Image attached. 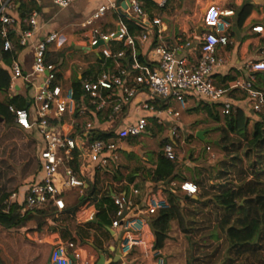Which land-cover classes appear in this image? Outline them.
<instances>
[{
	"label": "built area",
	"instance_id": "2783aa9c",
	"mask_svg": "<svg viewBox=\"0 0 264 264\" xmlns=\"http://www.w3.org/2000/svg\"><path fill=\"white\" fill-rule=\"evenodd\" d=\"M33 1L0 0L2 49L15 56L8 66L11 76L8 92L14 94L20 79L34 89L27 109L8 108L15 124L33 135L37 146L38 170L7 201L18 204L22 211L50 205L57 218L66 208L65 191L75 187L83 189L96 173L117 167L120 143L141 137L148 125L145 117L122 127L116 125L140 94L145 99L136 107L151 112L160 125L164 121L171 123L172 135L177 128L174 123L190 99L218 107L226 117L235 108L233 95L240 92L254 114L264 111V93L257 86L258 75L264 80V48L257 59L243 65L244 77L225 84H219L214 78L216 70L231 58L232 51L227 47L231 45L235 16L231 7L221 6L217 0L202 17L206 31L200 37L192 33L175 44L166 40L161 19L150 16L143 9L142 0H128L124 10L115 0H105L81 25V28L90 27L86 34L87 50L101 56L103 62L96 77L82 79L77 98L73 85L60 81L56 66L45 62L48 48L59 42L60 33L45 30L42 15L36 9L26 12L23 18L19 16L20 5L29 6ZM52 1L58 9L64 10L76 0ZM169 1L155 0L154 3L163 8ZM108 11L118 16L120 34L116 37V30L104 33L95 26ZM123 17L136 21L142 32L131 37L121 21ZM251 31L264 41L263 26H252ZM111 42H122L125 48L131 49L129 57L125 49L113 52ZM136 42L148 48L151 60L145 59V64L135 55ZM25 50L32 54V69L24 75L17 56ZM195 53L197 57L193 58ZM125 57L128 66L119 61ZM108 60L112 66L105 68ZM169 101H174L179 110L168 106ZM163 104L166 107H160ZM161 150L168 160H179L172 144L163 143ZM207 151L211 148L207 147ZM178 187L188 196L197 193L196 185L188 181ZM138 195L139 191L133 190L131 195L120 193L112 198L117 218L110 228L120 232L122 255L128 256L135 248H141L143 254L152 259V264H166L162 251L155 248V237L150 239L154 234L149 217L168 208L167 197L161 192L147 193L143 197L144 207L136 209L133 197ZM96 214L94 202L89 197L83 198L74 212L75 223H89ZM48 264L87 263L75 243L59 241L51 250Z\"/></svg>",
	"mask_w": 264,
	"mask_h": 264
},
{
	"label": "trees",
	"instance_id": "16d2710c",
	"mask_svg": "<svg viewBox=\"0 0 264 264\" xmlns=\"http://www.w3.org/2000/svg\"><path fill=\"white\" fill-rule=\"evenodd\" d=\"M142 2L143 9L150 16H153V11L158 13L162 10L150 0ZM26 8L20 5L19 10H23L19 15L21 18L30 10L25 11ZM250 11L251 7H243L240 10V23ZM121 21L131 37L135 38L142 32L136 21L124 17ZM2 45L0 37V95L8 92L11 78L8 66L15 57L12 53L4 52ZM110 45L113 52L125 49L126 57H129L131 49L125 48L122 42H111ZM135 50L137 59L145 64L137 42ZM59 58L58 54L49 57L46 55L45 62L54 64ZM119 61L126 66V58ZM107 62L108 67L112 66L110 60ZM233 80L232 76L224 77L222 83ZM257 86L264 93V80L260 75ZM73 87L77 98L80 95V83H75ZM9 106L16 109L28 107L27 101L20 96L0 99V178L7 180L0 187V229L2 235H5L4 239H8L9 235L12 237L13 231L33 221L38 231L46 225L48 218L56 222L53 219L55 210L50 205L22 211L21 206L7 204L10 195L16 192L18 187L13 176L15 163L19 161L20 166L22 165L23 177L32 175L38 169L36 142L29 138L30 133L28 135V132L25 133L26 131L15 124L14 117L8 110ZM213 107L205 105L208 114L218 121ZM257 116L258 120L251 130L248 129L249 120L241 109L234 108L232 113L225 117V124L219 127L218 147L221 150V160L215 169H199L198 173L193 175L191 182L197 187L196 195L182 197L166 190L168 208L149 217L155 237V248L161 251L165 249L171 222L176 221L179 231L191 247L186 264H264V113ZM15 139H24V142L19 149V156L13 157L10 154L16 146H8ZM155 166L151 172L154 183L184 180L177 172L176 162L168 160L162 151L158 154ZM89 190L90 198L96 201L97 214L93 221L79 226L74 224V212L78 205L65 208L62 217L57 220L62 227L61 236L66 242L74 243L76 236L82 237L90 229L108 233L112 221L117 218V207L110 192L97 197L98 189L95 185L89 187ZM215 230L220 233V242L214 241ZM42 257L38 253L35 264H45Z\"/></svg>",
	"mask_w": 264,
	"mask_h": 264
},
{
	"label": "crops",
	"instance_id": "0c3cea01",
	"mask_svg": "<svg viewBox=\"0 0 264 264\" xmlns=\"http://www.w3.org/2000/svg\"><path fill=\"white\" fill-rule=\"evenodd\" d=\"M77 1L79 0H76L75 2ZM127 1L128 0H115V2L120 4L122 10L126 9L128 4ZM150 1L153 3L155 2V0ZM175 1L180 0L169 1L162 8L161 12H163L169 4ZM104 2L105 0H85L83 8V15L87 16L85 21L89 19L94 10ZM183 2H194V4L202 2L206 5L208 0H183ZM217 2L219 3V0H217ZM46 5L47 0H34L31 5H24L27 7L24 10H38L42 15L43 22L45 23V30L57 31L60 33L61 39L59 42L52 44L48 48L47 52V57L52 54H58L60 57L58 61L54 63L58 70V79L62 82L74 85L77 82L80 83L84 78L96 77L102 68L103 59L101 56H95L87 50L88 37H86V34L89 33L90 27H80L77 34H72L70 36L66 33V31L70 28V23L72 22H67L63 19L56 21L55 16L57 13L51 16L48 11L43 9L44 7L46 8ZM219 5L231 7L235 11L233 26L230 32L231 45L227 47L228 50L232 51L231 58L227 60V63L224 66L219 67L214 73L216 81L219 84H225L227 82L222 83L224 77L232 76L234 77V80L239 77H244L245 72L242 70L243 65L250 60L257 59L261 55V51L264 48V41L258 34L251 31V27L255 25H261L264 27V0H221ZM243 7H251V11L243 22L240 23L239 12ZM21 10L19 11L21 12ZM156 13V11H153L152 15H155ZM109 16L115 20L118 18L114 11H108L100 21L95 23V26L98 25L100 30L104 33L115 31L118 27V22L117 26L103 23L105 18ZM159 18L162 21L164 35L171 44H175L179 40H185L192 33L194 34V26L191 30H187V28L182 25H177L175 23L171 24L170 21L162 19L161 17ZM104 26L107 27L104 29ZM77 38L79 41H77ZM139 47L142 58H144V60H149L150 55L148 48L141 47L140 45ZM220 53L223 55L221 50ZM135 55H137V53ZM194 57H197V53L194 54L193 58ZM17 59L20 62L24 75L30 73L32 69L31 52L28 50L22 51L18 54ZM126 66H128L127 58ZM107 67L108 66L106 64L105 68ZM16 84L17 85L13 95L24 98L28 105V101L31 100L34 95V89L29 88V86L22 79L18 80ZM13 95L7 92L0 95V99L3 100L6 97H11ZM233 97L235 108L241 109L245 113V116L249 120L248 129L251 130L252 125L258 120L257 114H254L251 111L248 103L244 100V97L240 92L235 93ZM144 99L145 97L142 94L136 96L133 103H131L130 107H128L126 114H124V116L121 117L116 124L119 127H122L133 123L140 117L147 118L148 125L146 131L141 137L128 138L120 143V154L125 153L128 156V159L122 158L120 155L117 167L106 172L96 173L93 181H90L88 186H85L83 189L75 187L65 191L64 201L66 208L77 206L83 198L89 197V199H91L89 196V187L91 188L93 185H95L98 189L97 197H100L106 192H110L111 198L120 193L131 195L133 190H138L139 195L133 197L136 209H142L144 207L143 197L145 194L150 192H161L167 196L166 190H168L173 193H177L178 195L183 193L184 195L182 197H188L186 193L179 189L178 185L185 181L191 182L193 175L198 173L199 169L212 170L217 167L219 161L221 160V150L218 147V138L220 134L219 127L225 124V117L221 115L218 107H213L208 103L197 101L195 99L188 100L186 109L180 111V118L174 123L177 128L175 134L172 135L171 123L164 121V123L160 125L155 121L151 112H144L136 107ZM206 104L214 108L213 111L215 116H218V121L215 120L213 116L208 114V110L205 108ZM168 106H172V108L179 110L178 105L174 101H169ZM160 107H166V105L163 104L160 105ZM262 113H264V111L258 114ZM198 132L203 133L204 140L196 137V133ZM31 136L35 141L34 136ZM207 141H211V144L207 143ZM196 142L200 143L202 147H205L206 153L210 155V160L212 162L214 161V164L202 166L197 161H191L190 156H188L183 162L174 161L178 165L177 172L179 176L184 178V180L175 179L161 183L153 182L151 172L156 167L155 163L158 154L162 151L161 148L163 143L172 144L174 150L177 151L179 146L178 143H184L187 146L188 143L195 145ZM207 147H215L220 153V158L216 159L217 157H215L212 153V150L207 151ZM150 151L154 152L153 158L151 159L148 157V153ZM35 154L37 159V148ZM211 154L214 155V158L211 157ZM35 173L36 172L32 175L30 174L29 177H23L21 176V173L19 175L14 173L13 176L16 178L18 186L17 190L20 186L27 183ZM6 181L7 180L5 178H0V187L3 186ZM172 183H174L175 186H173ZM92 201L94 202L96 209V201ZM8 205L19 206L16 203ZM61 214L57 218H53L56 222L48 218L46 225L40 231L36 229V223L33 221L27 226L17 231H13L11 233L12 237L9 235L8 239H4L5 235H2V231L0 229V264H35L37 261L36 255L38 253L43 256L42 261H44L45 264H48L50 253L54 244L59 241L66 242V240H64L61 236L60 229L62 227L59 226V222L57 221L62 217ZM174 222L176 221H172L171 224ZM74 224L79 226L75 223V220ZM153 236L154 235H151L150 239H154ZM75 238L76 240L74 243L87 264H96L100 258H103L105 264H152V259L145 256L143 254L144 251L141 248H135L128 256L122 255L120 251V232L118 230H112L110 227L108 228V233L90 229L86 235H83L82 237L76 236ZM84 239H86V241H84Z\"/></svg>",
	"mask_w": 264,
	"mask_h": 264
},
{
	"label": "rangeland",
	"instance_id": "374dc122",
	"mask_svg": "<svg viewBox=\"0 0 264 264\" xmlns=\"http://www.w3.org/2000/svg\"><path fill=\"white\" fill-rule=\"evenodd\" d=\"M219 3H221V0H219ZM85 5V0H79L75 3H72L67 9L65 10H59L57 7H55L52 3V0H47L46 8L43 9L45 11H48L51 16L57 13L55 16V20L59 21L61 19L66 20L70 23L71 26L68 28L66 33L68 35H75L78 33V29H80L81 24L85 21L87 16L83 15V8ZM204 3H196L194 2H183V0L175 1L169 4L161 13H156V16L161 17L162 19H166L167 21H170L171 24L175 23L177 25H182L187 30H191L194 26L197 27L199 23L201 22V10L205 7ZM173 20V22H172ZM118 20L112 19L110 16L106 17L103 23L110 24L112 26H117ZM98 26V25H97ZM99 27V26H98ZM107 26H104V29ZM100 28V27H99ZM193 28V30H194ZM167 40V39H166ZM77 41L79 39L77 38ZM168 41V40H167ZM27 133V132H25ZM29 135V133H27ZM30 139H33L29 135ZM24 142V139L12 141V144L8 146V148H12L16 146V149L13 151L12 154L13 157L16 155L19 156V149H21V144ZM184 142V141H183ZM179 146L177 148L176 153L179 156V162H183L186 160L188 156H190L191 161H197L200 163V165H210L214 164V161L212 162L210 160V155L206 153L205 147H202V145L198 142H196L195 145H191V143L181 144L178 143ZM7 148V150H8ZM212 153L217 157L216 159L220 158V153L215 147H211ZM8 155V157H10ZM122 158H127L128 156L125 153L120 154ZM154 152L150 151L148 153L149 159L153 158ZM128 159V158H127ZM12 161V158H11ZM14 172L16 175H19L22 173V165L20 166V162L15 163V169ZM30 176V175H29ZM28 176V177H29ZM23 182V181H22ZM21 182V183H22ZM181 196L184 194L181 193ZM74 201V200H73ZM214 234V241L220 242L221 236L218 230L213 231ZM191 249L188 240L186 237L179 231V228L177 227V223L174 222L171 224V230L169 232V239L166 241L165 249L162 251V254L166 260V264H186L187 256L189 254V250Z\"/></svg>",
	"mask_w": 264,
	"mask_h": 264
},
{
	"label": "water",
	"instance_id": "95a60500",
	"mask_svg": "<svg viewBox=\"0 0 264 264\" xmlns=\"http://www.w3.org/2000/svg\"><path fill=\"white\" fill-rule=\"evenodd\" d=\"M214 4H216V0H208L206 6L201 10V18L205 15L206 10L210 6H212ZM205 31H206V29L203 27V22H202V19H201V22L199 23V25L197 27H195L194 30H193L194 35H195V37H200V35L203 32H205ZM119 34H120V28L117 27L116 33H115L114 37L118 36ZM0 122H1V120H0ZM196 137L204 140V137H203V133L202 132L196 133ZM207 143L211 144V141H207ZM96 264H105L103 258H100V260Z\"/></svg>",
	"mask_w": 264,
	"mask_h": 264
}]
</instances>
